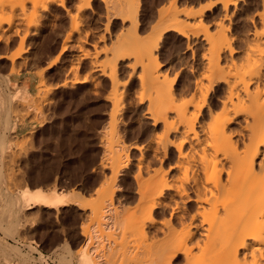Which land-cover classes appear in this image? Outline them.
Returning <instances> with one entry per match:
<instances>
[{"label":"rangeland","instance_id":"obj_1","mask_svg":"<svg viewBox=\"0 0 264 264\" xmlns=\"http://www.w3.org/2000/svg\"><path fill=\"white\" fill-rule=\"evenodd\" d=\"M21 1L0 0V12L2 11L1 14L5 13L3 15H0V20L4 21V27L8 28L10 26L9 30L5 33L7 34V36H4L7 37L6 41L8 40V42H5V39H3L4 41H2L0 38V81H2V85L5 86V88L4 86H2L4 92L8 93L7 96L10 98L9 107L5 112V115L7 114V116H5V119L3 118L2 120H0V136L6 140L5 151L2 152L0 150V187L2 186L0 190V203H3L5 199L1 197L2 195L10 194L11 196H13L18 191L23 190L26 186L30 187L31 189H35L38 187L47 189L56 186L58 190H64L72 193L77 192L78 195H80V198L84 199V201H82V204L85 209L79 208L78 204L76 203H70L58 209H40L38 207H34L28 209L27 211H25V213L23 212L24 214L22 215V212L19 215L18 211L14 212L11 215H7L9 214L8 211L6 209H2V204H0V224L4 228L3 229L0 225V240L1 242H4H0L1 244H3H0V253L2 254V251L5 248L4 245H7L5 249L9 250V253L12 254L15 253V250L18 246L17 249L21 251L22 255L20 256L21 261L23 259L24 261L27 260L30 262L29 264H77V256L84 250L83 247L85 236L81 233H84V231H89V233H91L92 225L96 224V226H98L97 223H94L96 221V218L94 216V218L91 217V209L93 208L92 206L96 208L97 206L99 207V205L102 204L103 206L101 205V207H104L105 209L110 205V203H112L114 205L112 206L113 208L118 207V211L121 213V217L123 218L125 216L131 215V209L136 207L135 205H137V200H135L132 193L137 187V181L135 180L136 178L133 179V174L135 172L137 173V175L139 174L137 172L139 171V169L135 167L137 166L136 162L139 161V159L143 161V159L141 158L143 156L144 163L140 164L138 162V165L144 164L143 166L145 167L141 166V168L145 169L140 170H146L147 165L145 164V162L152 159L150 155L152 154V152L148 149V145L149 142L154 138L153 135L156 136V132H153V128L150 124L146 123L148 121H146L143 116V114H146V112L144 111L147 109V102H149L150 88H147L149 90L145 93L147 96L143 94L145 91H147V89L142 91V84L140 83L141 75L139 74L140 72H142L141 74H143L142 66L134 58V56L113 59L112 55L114 54H111V51L113 52V49L115 47H119V45L121 46V43L126 37L124 35L126 31H128L127 37H133L136 41L138 38V42H145V40H147V42L150 41L151 43L153 42L152 40L155 39L153 37L155 36L154 34L158 33L161 38L159 36H156V39L160 38L161 40L159 39L157 45L154 46L158 47L156 48L157 50L154 49V55L158 57V60L156 59V61H159L158 63H160V66H158V68L159 70L162 69L161 72L165 70L163 72L164 74L166 73V76L164 75L165 77L172 76L173 79L176 77L174 82L173 79H170L169 83L172 82L171 84L175 86L174 91L175 94L179 93L177 94L178 98L179 95L180 98L183 97V95L185 98L186 94H188L186 95V98H190V93L195 87L196 79L204 71L200 70L205 69L203 64L204 61L203 59H201V57L203 55L205 56V54L208 57H211V55L207 53L208 51L205 53L204 47L206 48V50H208L207 48H209V51L212 52L214 56V50L212 51L211 48L208 47V42H206V38L204 36L205 33L209 31L211 34L215 35L218 30L224 31L226 35H228V38L232 41V43L231 41H229L230 44H232V48H234L235 51H238L239 53V55H237V52H235V55L232 56V59L235 60L237 56V60L240 59L242 57L240 56V52L243 50L242 44L244 47V43L246 42H243V40L240 39L243 35H246L247 37L249 30L253 28L251 27L250 23L246 22V18H244L243 20V17H247V15L245 16V14L249 15V13L247 12L250 10L248 9L250 4H257L259 3V0L258 2L257 0H244V3H242L243 0L235 1L237 2V4L243 5L241 6L242 8L240 7L241 10L239 7V9L236 8L237 10L231 9V7L233 8V6L230 3L228 4L229 8L227 7L226 9L223 3L224 0H123L127 1L128 3L130 2V6H128V4L124 2L127 4V6H125L126 4H122L123 7H130L129 9H133V7L136 8L133 9V13L134 11L138 10L136 12L138 13V16L135 13L133 14L135 15L134 17L131 15L133 17V20L135 21L127 19L125 21H121L122 19L119 18V16L116 17L119 11L118 13L116 12V15L114 12L118 10L117 8L120 9L121 7L117 4H115L114 7V4L110 3L111 0H63L62 6L54 2L50 4L47 10H41L40 4L42 0ZM23 1L25 2L24 4L26 5V7L28 6L27 8L25 7V5L24 8H22ZM108 1L111 6L109 3V5L106 3ZM238 1H242V4ZM249 1L252 3L247 4L246 2ZM16 3L19 5H16ZM79 3H81L83 6ZM4 4L6 6L2 7V5ZM7 4H10L11 8L13 6L12 4H14L15 8L13 7L11 10V8H9L10 5ZM89 4L92 5V7H88ZM208 4H210L209 7L211 8L208 7L209 9H205ZM246 4L247 8L244 9ZM30 5L34 6L31 7ZM253 5L251 6L253 7ZM81 6L83 7V9ZM109 6L112 8V10H114L112 11L110 8V11L108 8ZM35 7L36 10L34 9ZM76 8L78 10H76ZM33 9L35 12L33 11ZM228 9L230 10V12ZM242 9L248 11L245 12L242 11ZM3 10H7V12H4ZM19 10H21L22 12ZM80 10L82 13L80 12ZM225 10H227V12ZM238 10L239 12H237ZM14 11L15 13H13ZM71 11L74 15L71 13ZM202 11L203 14L201 15L200 12ZM231 11L236 15H229ZM37 12L42 15H39L40 17L37 16ZM111 14H114L115 17L114 15L112 17ZM188 14H190V18L187 19L186 15ZM225 16H227L228 18L230 16V20H228V18L226 19ZM16 17H19L20 20H22L23 18L24 21H21L23 24H21V22H18L19 19H17ZM30 17L32 18L33 23L30 19L31 22L29 21V24L27 23V21ZM75 17L78 22L80 21L78 27L80 28V30L76 28L77 31L74 30V25L69 24L70 21L72 23ZM132 17L128 19H132ZM2 18L5 19L3 20ZM107 18L110 20H108ZM174 18H178L179 21H181V19L183 18L185 20L187 19L186 23H189L188 21H190L189 24H185L186 26H184L185 22H182L181 24V27L184 26L183 32L186 31V33H189L186 36L185 32H181L182 34H185V37H187L186 39H188V41L185 39V37H183L184 35H182L181 33L179 34V31L164 28L166 27V25L170 24L174 20ZM37 19L39 23H37ZM7 22H10V25ZM107 22H109L110 24L108 23L109 26L106 25L108 26L106 29V27L104 26L105 24H107ZM130 22H132L133 24L134 22H136L137 26L136 24L132 26H136L137 30H133L134 27L131 28ZM163 22H165V24ZM27 24L31 26L28 27ZM34 24H37L38 28ZM17 25L19 26V28H17ZM157 26L161 27L158 28ZM152 27L156 28L153 29ZM130 28L132 29L131 31ZM162 28L166 30H163L162 32ZM67 30H69L70 32ZM247 30L248 33L246 32ZM34 31H37V33H35ZM81 31L84 34H82ZM132 31H134L135 33L137 32V34L133 33ZM245 32L247 34H245ZM69 33L71 34L69 35ZM151 34L153 35L149 36ZM114 35L117 36L115 37ZM194 35L197 36V38ZM67 36L69 37L67 38ZM146 36L149 38V40L147 38L145 39ZM150 37L153 38L150 39ZM194 37L198 42H195V40H193ZM113 38H117L119 39V41L122 39L123 40L119 42V44ZM198 38L202 40L201 44H199V41L201 40H198ZM78 39H80L81 41L79 40V42ZM214 41H216V39H214ZM187 42L192 43L190 49L186 48ZM111 43H117V46H114L113 44L111 45ZM154 43L156 42L154 41L152 44ZM202 43H206L205 46H203L204 44ZM110 45L113 46V49L111 51L110 48L112 47ZM200 45H202L203 47ZM181 47H183L185 52L190 51L191 55H181L175 63H172L173 51H179ZM193 48L194 50H192ZM18 52H20V56L16 57L13 60L12 57L16 56L15 54ZM227 52L228 50L220 51V53H223L222 55L220 54V59L225 54L224 59H221L222 63L224 61L231 63V60L229 61V59H231L230 54H228L229 52ZM226 55L227 57L229 55L230 58H227ZM108 56L117 61V63H113V65L116 64L117 75H111L112 73L110 75L108 74L110 72L108 66L111 65L110 62L112 61ZM95 57L98 59V65ZM156 57H153L152 60ZM102 58H106V60H109V65H106V69L104 72L105 74L102 73V69H104V66L102 67L101 65L106 62L104 61V63H102L104 60ZM199 59L200 62L202 61L203 63H200ZM99 60L101 62H99ZM133 61H135L136 64ZM154 63L152 64V66L156 64ZM133 65H135L134 67L136 69L134 72V67H131ZM202 65L204 68L202 67ZM153 68L155 69L154 66ZM111 76H115V79L117 81L119 80V85L116 83L118 85H116V91L113 86L115 84ZM193 77H195V80L193 79ZM6 78L8 81L6 80ZM166 79L168 80L169 78ZM167 80L165 81L166 88L169 86ZM12 81L15 83L13 84ZM27 83H33V87L31 94L29 93L28 96L25 97L24 89H26L25 87ZM177 84H179V88H177ZM190 88L192 91L189 90ZM213 88L211 89L212 91H210V93L212 92L210 98L211 96L212 98L209 101H212V105L214 103H217L219 99L218 97L220 96L217 95L218 91H214ZM188 91H190V93ZM141 93L144 95V97L143 95H141ZM216 95L218 97L215 98ZM114 99H116V101L121 100L122 104L120 103V101L119 103L115 102ZM214 100L216 102H214ZM114 103L121 104V107L120 105L118 107L119 110L117 108V110L114 109ZM115 111L119 113H116V115L114 116L117 120L116 123V121H114L115 119H113V124H115L114 127L110 122L112 121L111 117L114 115L113 113ZM216 111L218 112L219 110L217 109ZM110 125L113 126L112 130L113 128L116 129L113 130L115 131V133H113L115 136L112 135ZM237 126L234 125L233 127L235 128ZM109 131L111 132V135L114 136H111L112 140H114L119 135L121 136H119L121 140L118 139L119 137H117L119 142H115L123 145L125 143L126 149L123 150L122 145L121 151L127 150V152H129V155H126L127 152L125 153V155L130 158V165L125 168L117 166V164L116 168L114 164H112L113 161L110 160L109 154L107 152V146L109 144L111 145V143L108 144L109 141L107 140L110 138V135H108ZM173 136L174 135L171 134V137ZM123 151L122 153L124 154ZM8 155L10 156V158L8 157ZM175 159L176 158L173 152H170L169 156L165 159V162H163L164 172L175 166ZM8 165L11 166V168ZM118 168L120 170H118ZM164 168L166 169V171ZM143 171L141 174L144 176V174L146 175L147 170L146 173H144ZM169 171H167V174L171 177L175 170H171L172 173L171 171ZM135 174L134 176H137ZM173 175H176V173H174ZM147 176L148 174L146 175V177ZM112 186H114L116 192L119 193H115L111 202L104 197L108 196L106 194H108L110 187L111 189L114 188ZM121 192L126 193L124 194L125 198L121 195ZM103 193L104 199L101 197ZM116 195L117 197H115ZM127 197H129L130 199H128ZM125 200H128L130 202H126L127 204L124 205ZM121 201L123 202L122 206L124 205V207H126V210H124L125 208L121 206ZM127 206L130 208L129 210L127 209ZM127 210L128 212H125L124 214L123 212ZM14 214H16V216ZM4 215L5 217H3ZM6 215L11 217H7ZM169 217L170 214L167 215V218ZM3 218L7 220V223H5L6 221H2ZM157 218L162 219V216L159 215ZM11 219H13V222L11 221ZM125 219H128L129 221V217H125ZM9 221L11 223H9ZM122 222L123 223H120L122 224V226L120 227H124V229L126 228L124 232V229H122L121 231L119 226L117 231L112 230V232L116 235V243L114 241L113 242L117 245L119 243L120 244L116 246V249L118 250L116 251L115 249V253H118V256H116L115 253L113 254L118 258H112L113 260L111 262L113 263L114 261L113 264H117V262L119 264H139V261H134V259H136L135 256L137 255L135 254L136 252L134 253L132 251L134 249L132 248V245L135 244L134 246H136V244H142L143 240H136L132 233V230H130L131 232L129 233L128 229H130V226L124 223L126 221ZM4 223L13 228V232L11 234L8 232L10 235L7 234V232L5 233L8 226ZM22 224H24V226ZM124 224L126 225V227L123 226ZM17 226H19L20 229ZM102 230V232L104 233L105 230ZM120 231L122 234L120 233ZM102 232V239H100L101 244H103L104 241V243H106L110 240H114L112 237L113 233L110 234L111 237L109 235L106 236L105 234H108V232H111V230L105 232L104 235ZM151 232H153V230ZM155 234L156 233L154 231L153 235ZM121 235L123 238L121 237ZM119 237L122 238L121 240L123 241V243L124 241L126 242L123 244L122 241L118 239ZM3 239L4 241H2ZM128 241L134 243L130 244L128 243ZM128 245H131L132 247ZM67 250L70 251V255H68ZM130 251L131 254L134 253L135 256L132 254V257ZM132 258L134 259L132 260Z\"/></svg>","mask_w":264,"mask_h":264},{"label":"bare ground","instance_id":"obj_2","mask_svg":"<svg viewBox=\"0 0 264 264\" xmlns=\"http://www.w3.org/2000/svg\"><path fill=\"white\" fill-rule=\"evenodd\" d=\"M24 1H23L22 8H24V5H25ZM111 1L110 3L114 4V7H115V4L121 7L120 9L117 8L118 10L116 9L117 11L114 12L116 15L119 11L116 17L119 16V18L122 19L121 21L123 20L125 21L126 19L133 20V17L135 16L133 15L134 13L137 14L138 16V13H136L138 10L134 11L133 13V9H136V8L134 7L133 9L131 8L132 9L131 11V9H129L130 7H125L127 6V4L128 6H130L129 5L130 2L128 3L127 1H123V0H111ZM235 1L237 0H232V1L224 0L223 3H224L225 8L227 9L229 3L232 4L233 6V8L230 6L231 9H236L238 7L240 8L241 6H243V5L237 4V2ZM11 2H14V1H11ZM54 2L57 3L58 5H61V6L63 5V0H42L41 2L42 5L40 4L41 10H47L50 4ZM124 2H126L127 4ZM244 2L245 1L243 0L242 3ZM6 3H10V2H6ZM106 3L108 4L109 1ZM246 3L249 4L252 2L249 1ZM19 4L16 3V5H19ZM122 4L124 5L126 4V5L123 7ZM247 4L246 6L244 5L245 6L244 9L247 8ZM253 4H250L249 7L251 8L248 7V9H250L249 11L246 10L248 11L247 13H249V15L244 13L245 16L247 15V17H243V20L244 18H246V22L250 23L251 27L253 28L250 30L248 29L249 33H248V30L246 31L248 34L245 32V34H247V37L246 35L245 36L243 35L240 39V40H243V42L246 41L245 42L246 44L244 43L245 45L244 47L242 44L243 50L241 49L242 51L240 52L241 54L240 56L242 57L241 58L239 57L240 59L237 60L238 56L235 58V60L232 59L233 58L232 56L235 55L234 54L235 52H237L236 53L237 55H239V53L238 51H235L234 48H232L231 46L232 44H230L229 42L231 40L228 38V35H226L224 31L218 30V32L215 35L211 34L209 31H207L208 34L207 32L205 33L204 36L206 38V42H208L209 44L208 47H210L212 51L214 50V56H213V53L209 51L210 50L209 48H207L208 50H206V48L204 47L205 53L208 51L207 53L210 54L211 57H208L206 54L205 56L203 55L204 57L202 56L203 58L201 57V59H203L204 61V63L202 61L201 62L204 64L205 69H201L203 65L200 68L201 70L199 69L200 71L202 70L204 71L196 79L195 87L193 86L194 87L193 91L191 90V88L189 89L190 91H192L191 93L190 91H188L191 94V97L189 96L190 98H186V95L188 94L185 95V98L183 94H182L183 97L180 98V95H179V98H178L177 94L179 93L175 94V91H174L175 86L171 84L172 83L171 81H170L171 83H169V80L173 79L172 76L169 74L171 77H168V76L165 77L166 73L165 74L163 73L165 70L161 72L162 69L159 70L158 68V66H160V63H158L159 61H156L158 57L154 55V49L158 48L154 46L157 45L158 40L161 38L158 33L154 34L155 36H153L155 39H156V36L160 37V38L157 37L158 39L156 40L155 39L152 40L153 42L154 41L156 42L154 44H152L153 42L151 43L150 41L147 42V40H145V42L143 41L138 42L139 41L138 38L136 41L133 37H130V36L127 37L128 31H126L125 34L123 32V34L126 37L125 38L123 37L124 41L121 43V46L119 45V47L117 46V43L121 42L123 39L119 41V39L113 38L117 41V43L116 44L111 43V45L113 44L114 46L116 45L117 47H115L114 49H113V46L111 45L110 46L112 48L108 47L110 48V51L112 49L114 50L113 52L111 51V54H114L112 55V58L118 59V58L134 56V58L140 63V65L143 68V74H141L142 72H140L139 74L141 75V81H140V78H139V81L142 84V91L146 90L147 88H150V90L147 89V91L143 93L145 94L146 92H148V90L150 91L149 102H147L148 103L147 109L144 111L146 112V114H143V116H144V119L148 121V122L146 121L145 122L147 124H150L151 127L153 128V132H156L155 133L156 136L153 135L154 138L151 141L148 140L150 141L148 145V149L152 152V154H150L152 159L145 162V164L147 165L146 166L147 173H146V170L143 171L145 168L144 169L141 168V166H143L144 164L138 165L139 163L140 164L144 163L143 156L141 157L143 161L139 159V161L136 162L137 166L135 167L139 169V171H137L139 174L137 175L136 172H135L136 174L135 173L134 174L137 176H134L133 174V177H134L133 179L136 178L135 180L137 181V187L135 186L136 189L132 193L134 195L135 200H137V205H135L136 207L133 206L135 208L131 207L133 209V210L131 209L132 211L131 215L128 214L129 216H125V217H129V221L128 219L126 220L125 217L124 218L121 217V213L118 211V207L113 208L112 206L114 205L112 203H110V205L107 207L105 206L106 207L105 209L104 207L103 208L101 207L102 204L99 205V207L97 206L96 208L92 206L93 208L91 209L92 210L91 217L96 218L95 220L97 222L95 221L94 223H97L98 226H96V224L92 225L91 233H89V231H84V233H81L85 236L84 247H83L84 250L77 256L78 258L77 264H113L114 261L113 263L111 262L113 260L112 258L114 259L118 258L116 257L118 256V253L117 254L115 253V249H116V246H118L120 243L118 240L119 244L118 245L115 244L116 235L112 232V230L117 231L118 226L119 227L122 226V224H120V223H123L122 221H126L124 223L130 226V229H128L129 233L131 232L130 230H132V233L136 240H139V239L143 240L142 244L139 243V244H136V246H134L135 245L134 244L132 245L133 247L131 245H128L134 249L136 248L135 250L134 249L132 250L134 253L136 252L135 254L137 256H135V254L132 253L136 259L132 258V260L134 259V261L136 262L139 261V264H264V175H261L259 172L256 171L255 168L251 166L252 145L258 146L260 141L264 139V0H259V3L255 5ZM7 5H10V4H7ZM12 5H13L12 8L13 7L15 8L14 4ZM251 5H253V7ZM4 6L6 5L5 4L2 5V7ZM30 6L32 7L34 5H30ZM110 6L108 7L109 10L111 8ZM209 6L210 4L204 7L205 9H209L211 8ZM9 8H11V5ZM77 8L76 10H78ZM34 9L36 10V7ZM244 9H242V11H245ZM3 11L7 12V10L6 11L3 10ZM225 11L227 12V10ZM1 12H0V15L5 14V13L1 14ZM233 12L231 11L229 15L235 14ZM237 12H239V10ZM13 13H15V11ZM71 13L73 14L72 11ZM37 14H38L37 16L42 15V14H39V12H37ZM200 14L202 15L203 11L200 12ZM26 15H29V14H26ZM111 15L113 17L114 14H111ZM186 16H187V19L190 18L189 17L190 14ZM227 16H225L226 19L228 18ZM131 17L132 19H128ZM16 18L19 19V17H16ZM229 18L231 17L229 16ZM229 18L228 20H230ZM2 19L4 20L5 18H2ZM30 19L32 20V18L30 17L27 21V23L29 24L31 22ZM183 19L179 21L178 18H174V20L170 24L166 25V27L164 28L177 30L179 31V34H180L181 32H183L184 26L190 23V21H188L189 23H186L187 19L186 20L185 19L183 20ZM19 20L18 22H21L23 18L22 20L20 21ZM136 22H137V19H136ZM136 22H134V24H136ZM182 22H185L183 27H181ZM32 23H33V20H32ZM37 23H39L38 19H37ZM108 23L109 22H107V24H105L104 26L106 27V29L110 24ZM130 23H131V28L134 27L132 26L134 24L132 22ZM163 23L165 24V22ZM21 24L23 23L21 22ZM69 24L74 25V28H75V29L73 28L74 30L76 31L77 29L80 30V28H78L80 21L78 22L76 17L73 19L72 23L70 21ZM29 26L31 25H28V27ZM35 26H37V24ZM136 26L134 27L135 29L133 28V30H137ZM9 27L8 28L4 27V21L0 20V34H1L0 38L2 41H4L3 39H5V42H8V40L6 41L7 37H4V36H7V34L5 33L9 30ZM160 27L161 26H159L158 28ZM17 28H19V26ZM131 28H130V31L132 30ZM164 28H162V32L163 30L164 31L166 30ZM21 29H22V25H21ZM132 32L135 33L134 31ZM184 32L186 36L187 34H189V33H186V31ZM35 33H37V31ZM70 34L71 33H69V35ZM79 34H80V31H79ZM135 34H137V32ZM185 34H182L184 35L183 37H185ZM16 35H17V30H16ZM152 35L153 34L149 36H152ZM68 37L69 36H67V38ZM195 37L197 38V36ZM195 37L193 38V40H195V42H198L196 41ZM23 38H22V41H23ZM118 38H119V35H118ZM146 38L149 40L147 36L145 37V39ZM152 38L150 37V39ZM186 38L187 37H185V39ZM214 39H216V41H214ZM79 40L80 39H78V41ZM186 40L188 41V39ZM198 40H201V39L198 38ZM199 42H200L199 44H201L202 40ZM191 44L192 43L187 42L186 48L190 49ZM205 44L203 46H205ZM192 50H194V48ZM222 50H228L229 53L228 52L227 53L230 54L231 59H229V61L231 60V63L224 61L223 63L225 62L226 63L223 64L221 62L225 57L224 56L225 54H224L223 57L221 56L222 60L220 59V54L221 55L223 54V53H220V51ZM15 55L16 56L12 57L13 60L16 57L20 56V52L16 53ZM153 57H156L153 59L154 61L152 60ZM106 58L105 59L102 58L104 59L102 63H104V61L106 62L103 65H101L102 67L104 66L103 67L104 69L101 68L103 70L102 73L105 72L106 65H109L108 64L109 60H106ZM112 58L109 57V59L113 61L112 62L110 60L111 65L108 66V69L110 72L109 73L107 72V73L109 75L111 73H112L111 75H115L116 70H117L116 64L113 65V63H117V61L113 60ZM95 60L96 62L98 61L97 58ZM99 62L101 61L99 60ZM133 62L135 63V61ZM152 62L153 63L155 62L156 64L158 63L157 66L154 63L155 65L153 66L155 67V69L152 66L153 64ZM199 62H200V59H199ZM20 65H21V62H20ZM97 65H98V62H97ZM134 66L135 65L131 67H134ZM133 69H134L133 70L134 72L136 69L135 67ZM111 77L114 81L115 85L113 86L116 91L117 86L119 85V82H118L119 80L117 81L115 79L116 78L115 76H111ZM166 78H169V79L167 80ZM175 78L173 79V82ZM193 79L195 80V77H193ZM166 80L168 81L169 88L168 87L166 88L165 86ZM12 83L14 84L15 82L12 81ZM2 84L3 82L0 81V120H2L3 118L5 119V116H7V114L5 115V112L8 109L9 102H10V98L7 96L8 93L4 92V89L2 88V86L4 85ZM27 85L25 87L26 89H24L25 97H27L29 93L31 94L33 83H30V84L27 83ZM212 88L214 89V91L216 92L218 91L217 95H220L219 97L217 95L215 96V98L218 97L219 99L217 103H214L213 105L211 103L212 101L209 102L212 98V96L210 98V95L212 93V92L210 93V91H212L211 90ZM143 94L141 93V95ZM114 100L115 102H118V103L120 101V103L122 104L121 100H117V101L116 99ZM215 100L214 102H216ZM121 104L116 103L114 105V109L116 108L118 109L119 105L121 107ZM217 109L219 110L218 112L216 111ZM116 113H119V112L115 111L113 113L114 115L113 114H112L113 116L111 115L112 116L111 117L112 121L110 122L111 124H113L114 121H116L117 123V120L114 117ZM113 119L115 120L113 121ZM234 125L235 126L238 125V126L234 128L233 127ZM113 126L115 127V124H113ZM113 126L110 125L111 130ZM114 129L115 128H113V130ZM113 130L111 131L112 135H114L113 133H115V131ZM111 132L109 131L110 134L108 133V135H110V138L107 137L109 138L107 139L109 141L108 144L111 143L112 145L111 146L109 144L107 146V152L109 154L110 160L114 162V163L112 162V164H114L115 167L117 164V166H121L125 168L128 165H130L129 164L130 158L126 156V155H129V152H127V150L123 151L124 149H126L125 143L124 145L117 143L119 142L118 139L121 140L120 138L121 136L120 135H119L120 137L117 136L119 137L118 139L117 137L115 138L117 140H115L114 138H113L114 140H112L111 138L114 137L115 135L112 136ZM171 134L174 135L173 136L174 138L171 137ZM114 142L116 143V145ZM241 144L244 145L243 148H241ZM122 145H123L122 151L124 152V154L121 151ZM5 147H6V140L0 136V150L2 152L5 151ZM170 152H173L176 158L175 166L170 168L171 170H175L173 174L176 173V175L172 174L173 176L171 175V177L168 176L167 174V171H169L170 169L166 171V169L164 168L166 172H164L163 170V162H165V159L169 156ZM124 155H125V159H124ZM8 157L10 158L9 155ZM9 167L11 168V166ZM119 168L118 170H120ZM140 169H143L142 171L146 173V175L148 174V176L146 177V175L144 174L145 176L144 177L141 174L142 171ZM1 187H0V190H1ZM110 189H109L108 194L105 193L108 196L104 198L112 202L113 196L115 195V193H119V192H116L115 187L112 188L111 191ZM124 194L126 193H122L121 195L124 197L125 196ZM103 195L104 193L101 196L102 198H103ZM1 197L5 199L3 203H0L2 204V206L1 205L0 206L2 207V209H6L8 211L9 214L7 215H11L17 211L19 212V215L22 212L21 213L22 215L25 213V211H27L30 208H34V207H38L40 209L41 208L58 209L70 203H76L78 204L79 208L85 209L82 204V201H84V199L80 198V195H78L77 192L72 193V192H68L64 190H58L56 186L47 188V189H44L41 187L31 189L30 187L26 186L23 190L18 191L13 196L9 194V195H2ZM115 197H117V195ZM127 198L130 199L129 197ZM134 198H133V201H134ZM122 201L121 203L119 202L121 206L123 204ZM126 202L129 203L130 201L125 200L124 205L127 204ZM124 205L122 207L125 208L124 210H126V207H124ZM127 209L129 210L130 208L127 206ZM128 210L124 211L123 213L125 214V212H128ZM168 214H170L169 218H167ZM14 215L16 216V214ZM159 215L162 216V219L157 218ZM3 217H5V215ZM7 217H11V216H7ZM3 219L2 221L3 222L6 221L5 223H7V220L5 219L3 220ZM12 220L13 219H11V221ZM9 223L11 222L9 221ZM125 224L123 226L126 227ZM22 225L24 226V224ZM7 226L8 227L6 228V231L5 230L4 231L5 233L7 232V234L9 233L11 234L13 232V228H11L9 225ZM102 229L105 230L104 233L107 232L108 230L109 231L111 230V232H108V234L107 233L105 234L106 236L107 235L110 236V234L113 233L112 237L114 240H110L106 243H104L105 242L104 241L103 244H101L100 239H102V234H101V232L103 231ZM120 229L122 231L124 227L122 228L120 227ZM125 229L123 230V232L125 231ZM152 230L153 232H151ZM154 231L156 233L155 235H153ZM7 237H10V236H7ZM122 238L119 237L118 239L121 240ZM2 241H4V239ZM125 242L126 241H124V243ZM1 243H4V242H1ZM128 243L133 244L134 242L128 241ZM4 246L6 248L7 245H4ZM5 248L3 249L2 254L0 253V264H29L30 263L27 260L24 261V259L21 261L20 256L22 255H21V251L17 249L18 246L14 254L9 253V250ZM117 250L118 249H116V251ZM69 253L70 251H68V255H70ZM114 253L116 256L113 255ZM130 254H131V251H130ZM178 256L181 257L180 261L177 260ZM64 257H61V258H64ZM117 264L119 263L117 262Z\"/></svg>","mask_w":264,"mask_h":264},{"label":"snow or ice","instance_id":"obj_3","mask_svg":"<svg viewBox=\"0 0 264 264\" xmlns=\"http://www.w3.org/2000/svg\"><path fill=\"white\" fill-rule=\"evenodd\" d=\"M88 7H92V5H88ZM181 55H191L190 51L185 52L183 47L179 51H173V61L172 63H175L176 60ZM177 88H179V84H177ZM244 145L241 144V148H243ZM247 151V149H246ZM252 156H251V166L256 169L257 172H259L261 175H264V139H262L259 143V145H252L251 148ZM177 260L180 261L181 257H177Z\"/></svg>","mask_w":264,"mask_h":264}]
</instances>
